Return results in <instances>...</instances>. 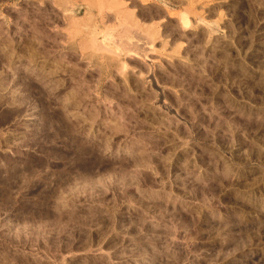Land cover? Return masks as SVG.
Here are the masks:
<instances>
[{"label":"rangeland","instance_id":"1","mask_svg":"<svg viewBox=\"0 0 264 264\" xmlns=\"http://www.w3.org/2000/svg\"><path fill=\"white\" fill-rule=\"evenodd\" d=\"M0 264H264V0H0Z\"/></svg>","mask_w":264,"mask_h":264},{"label":"bare ground","instance_id":"2","mask_svg":"<svg viewBox=\"0 0 264 264\" xmlns=\"http://www.w3.org/2000/svg\"><path fill=\"white\" fill-rule=\"evenodd\" d=\"M102 2V1H101ZM117 2V1H116ZM122 10V9H121ZM121 10H119V11H121ZM124 12V11H123ZM122 12V13H123ZM184 19L186 20V17L184 16ZM182 21H183V18L181 19ZM181 22V21H180ZM186 22V21H185ZM184 24V23H183ZM185 24H187V23H185ZM144 30V29H143ZM150 31V30H149ZM154 39V38H153ZM144 42V41H143ZM148 42V41H147Z\"/></svg>","mask_w":264,"mask_h":264}]
</instances>
